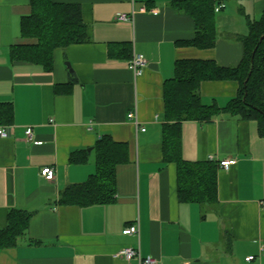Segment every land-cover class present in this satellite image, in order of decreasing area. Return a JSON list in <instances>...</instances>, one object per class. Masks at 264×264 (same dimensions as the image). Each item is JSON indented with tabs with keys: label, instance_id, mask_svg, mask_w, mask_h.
Here are the masks:
<instances>
[{
	"label": "crops",
	"instance_id": "1",
	"mask_svg": "<svg viewBox=\"0 0 264 264\" xmlns=\"http://www.w3.org/2000/svg\"><path fill=\"white\" fill-rule=\"evenodd\" d=\"M54 1L82 7L90 42L56 50L53 71L46 72L10 57L30 0H0V104L14 108L12 123L0 124L13 128L12 136L0 137V230L14 209L33 214L18 246L0 251V264H139L117 257L129 247L159 264H264V139L256 122L224 115L183 124L184 160L237 161L220 169L214 205L179 202L177 166L164 162L162 145L163 85L176 62L237 67L244 56L240 38L249 33L246 17L259 20L264 0L226 2L215 15L217 44L207 50L179 45L195 36L194 20L175 7L182 0ZM142 6L157 14L117 20ZM136 54L148 62L139 77L129 69ZM238 89L237 82H205L200 93L204 104L224 108ZM131 112L146 132L128 119ZM28 128L34 142L26 138ZM105 135L129 145V163L117 168L116 201L60 205L64 191L95 174L94 148ZM79 151L86 162L72 163ZM45 167L56 170L54 181L42 176ZM134 225L138 235L123 234Z\"/></svg>",
	"mask_w": 264,
	"mask_h": 264
},
{
	"label": "trees",
	"instance_id": "2",
	"mask_svg": "<svg viewBox=\"0 0 264 264\" xmlns=\"http://www.w3.org/2000/svg\"><path fill=\"white\" fill-rule=\"evenodd\" d=\"M229 1L182 0L176 3L177 11L189 15L195 23L194 38L179 45L201 50L214 48L218 40L216 8ZM30 9V14L21 19V41L10 48L13 62L41 66L46 72H52L56 50L90 42L88 26L79 4L30 0ZM240 13L245 15L243 10ZM246 18L249 33L240 38L244 56L237 67H222L215 61L181 60L175 64L174 77L163 85L164 162L177 166V195L181 203L214 205L218 201L220 171V164L214 161L184 160L182 130L185 122L210 123L224 115L238 117L256 122L258 134L264 139V40L261 42L264 37V12L259 20ZM120 46L123 52L130 49L128 45ZM114 49L110 51L111 56L116 54ZM205 82H237V96L224 108L217 104L206 105L200 93ZM57 91L60 92V87ZM13 117L12 104H0V124H11ZM94 151L95 174L85 183L72 185L64 191L60 205L89 207L116 201L117 168L129 163V145L105 135L97 142ZM80 153L84 154L80 156ZM86 160V152H75L71 156V162L75 164ZM32 218L33 214L23 210L14 209L9 213L6 228L0 230V251L18 246ZM228 243L229 246L232 243L230 237Z\"/></svg>",
	"mask_w": 264,
	"mask_h": 264
},
{
	"label": "built area",
	"instance_id": "3",
	"mask_svg": "<svg viewBox=\"0 0 264 264\" xmlns=\"http://www.w3.org/2000/svg\"><path fill=\"white\" fill-rule=\"evenodd\" d=\"M224 8V4L216 8V12H220ZM136 13H152V14H157V11L155 10H149L146 6H142L138 11L133 10L132 15H127V14H119L117 16V20L120 21H130L133 19V17L136 15ZM148 62L143 57L142 55H134L133 58L129 62V69L134 73L135 77H139L143 74L144 70L147 68ZM128 119L130 121H133L137 128L141 132H146L145 128H142L140 126V121L138 119L137 113L136 112H131L128 115ZM13 134V128L12 127H2L0 128V137L1 138H8L12 136ZM26 138L29 142H34V132L32 128H28L26 130ZM220 164V169L229 171L234 165L237 164V161L234 159H228L225 161H222L219 163ZM42 176L49 182H52L56 178V170L53 167H45L42 169L41 172ZM263 208H264V203H263ZM123 234L126 236H131V235H138L139 234V225H134L127 227L124 231ZM118 258H121L127 262H131L133 259H138L139 264H159V261L153 257H143L140 253V251H137L133 248H124L122 249L118 254ZM254 257H249L247 258V261H253Z\"/></svg>",
	"mask_w": 264,
	"mask_h": 264
},
{
	"label": "water",
	"instance_id": "4",
	"mask_svg": "<svg viewBox=\"0 0 264 264\" xmlns=\"http://www.w3.org/2000/svg\"><path fill=\"white\" fill-rule=\"evenodd\" d=\"M264 40V37L261 38V42ZM257 50V49H256ZM256 52V51H255ZM255 54V53H254Z\"/></svg>",
	"mask_w": 264,
	"mask_h": 264
}]
</instances>
